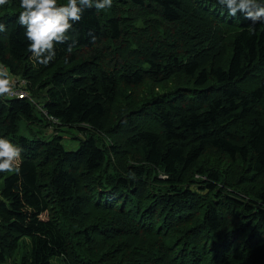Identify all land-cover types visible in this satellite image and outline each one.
I'll list each match as a JSON object with an SVG mask.
<instances>
[{
	"label": "trees",
	"instance_id": "16d2710c",
	"mask_svg": "<svg viewBox=\"0 0 264 264\" xmlns=\"http://www.w3.org/2000/svg\"><path fill=\"white\" fill-rule=\"evenodd\" d=\"M19 4L0 7V63L33 99L0 96V138L22 150L0 172V264H264V22L113 0L43 66Z\"/></svg>",
	"mask_w": 264,
	"mask_h": 264
},
{
	"label": "clouds",
	"instance_id": "9594fccd",
	"mask_svg": "<svg viewBox=\"0 0 264 264\" xmlns=\"http://www.w3.org/2000/svg\"><path fill=\"white\" fill-rule=\"evenodd\" d=\"M225 5L229 14L235 16L243 13L246 19L254 24L264 22V3L258 0H218ZM9 0H0V7ZM113 0H20L22 11L17 17V23L25 29V36L30 42L28 51L32 54L34 63L47 66L56 57L55 47L67 40V33L73 23L82 18L85 8L95 7L97 10L112 7ZM6 31L4 23H0V32ZM69 45L67 51L71 52ZM20 95L16 91V80L9 68L0 63V96ZM21 148L7 138H0V172H16L21 162Z\"/></svg>",
	"mask_w": 264,
	"mask_h": 264
},
{
	"label": "rangeland",
	"instance_id": "374dc122",
	"mask_svg": "<svg viewBox=\"0 0 264 264\" xmlns=\"http://www.w3.org/2000/svg\"><path fill=\"white\" fill-rule=\"evenodd\" d=\"M23 127H24V124H23ZM32 127L41 136L50 137L51 134L53 135V128L40 126L38 124H32ZM64 129H65L64 131H60V134L63 136L64 146L69 150L77 149L79 147V143H80L79 138H84V134L82 132H80V130H77L76 128L70 129L68 127H64ZM69 129H70V131H69ZM21 131L25 132V129H22ZM75 135H77L78 137H75ZM2 184H3V179H0V185H2ZM54 264H63V263L60 261V259H55Z\"/></svg>",
	"mask_w": 264,
	"mask_h": 264
},
{
	"label": "built area",
	"instance_id": "2783aa9c",
	"mask_svg": "<svg viewBox=\"0 0 264 264\" xmlns=\"http://www.w3.org/2000/svg\"><path fill=\"white\" fill-rule=\"evenodd\" d=\"M14 79L16 80V91L18 93H20V95H16V96H11V97H27L30 98L32 100V98L29 96L26 87H27V80L20 77V76H15L13 75Z\"/></svg>",
	"mask_w": 264,
	"mask_h": 264
}]
</instances>
